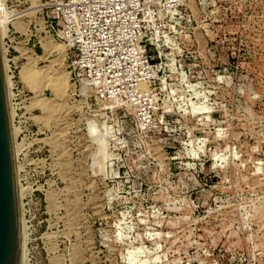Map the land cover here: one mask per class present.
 Instances as JSON below:
<instances>
[{"label":"rangeland","instance_id":"374dc122","mask_svg":"<svg viewBox=\"0 0 264 264\" xmlns=\"http://www.w3.org/2000/svg\"><path fill=\"white\" fill-rule=\"evenodd\" d=\"M49 2L0 0L25 264H264V0L191 3L149 122L78 90Z\"/></svg>","mask_w":264,"mask_h":264},{"label":"built area","instance_id":"2783aa9c","mask_svg":"<svg viewBox=\"0 0 264 264\" xmlns=\"http://www.w3.org/2000/svg\"><path fill=\"white\" fill-rule=\"evenodd\" d=\"M193 1L50 0L47 26L66 49L79 91L96 105L136 106L149 122L158 107L147 104L158 103L160 76L175 66L165 50L193 24Z\"/></svg>","mask_w":264,"mask_h":264},{"label":"water","instance_id":"95a60500","mask_svg":"<svg viewBox=\"0 0 264 264\" xmlns=\"http://www.w3.org/2000/svg\"><path fill=\"white\" fill-rule=\"evenodd\" d=\"M0 39V264H20L21 208Z\"/></svg>","mask_w":264,"mask_h":264},{"label":"bare ground","instance_id":"6f19581e","mask_svg":"<svg viewBox=\"0 0 264 264\" xmlns=\"http://www.w3.org/2000/svg\"><path fill=\"white\" fill-rule=\"evenodd\" d=\"M1 4V3H0ZM35 7H37V6H35ZM4 8L3 7H1L0 6V39H1V37L4 35V32H5V30H4V27H5V17H4V15L5 14H3L1 11L3 10ZM22 13V12H21ZM3 56H4V53H3ZM4 68H5V63H4ZM47 70V69H46ZM56 79H54V81L55 80H57V81H55V85L58 87V90H61V87H62V89H63V87H64V85H65V81H66V74L65 73H61V74H59L58 76H56L55 77ZM5 82H6V74H5ZM53 84V85H54ZM6 90H7V97H8V89H7V82H6ZM9 100V99H8ZM9 114H10V118H11V113H10V107H9ZM94 129V128H93ZM11 130H12V136H14L15 137V133H16V129L15 128H13L12 127V124H11ZM95 130V129H94ZM13 146H14V140H13ZM15 148V147H14ZM14 152H16L15 150H14ZM21 189H22V187L20 188V191H21ZM18 193H19V187H18ZM22 194V193H21ZM20 196V195H19ZM19 201H20V199H19ZM23 220V219H22ZM23 223V222H22ZM23 225H24V223H23ZM23 229V228H22ZM22 229H21V252H22V244H23V246H24V244H25V240H26V238H25V233H24V231H22ZM24 252H25V249H24ZM23 252V253H24ZM24 256V254L22 255V253H21V256H20V264H25V258L23 257ZM21 257H22V260H21Z\"/></svg>","mask_w":264,"mask_h":264}]
</instances>
